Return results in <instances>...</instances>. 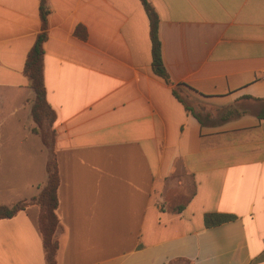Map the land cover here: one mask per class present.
<instances>
[{
  "label": "crops",
  "instance_id": "crops-1",
  "mask_svg": "<svg viewBox=\"0 0 264 264\" xmlns=\"http://www.w3.org/2000/svg\"><path fill=\"white\" fill-rule=\"evenodd\" d=\"M147 1L171 84L152 73L139 0L47 1L56 264H264V0ZM38 6L0 0V174L24 175L0 205L44 181L25 178ZM38 214L0 219V264H45Z\"/></svg>",
  "mask_w": 264,
  "mask_h": 264
},
{
  "label": "trees",
  "instance_id": "trees-1",
  "mask_svg": "<svg viewBox=\"0 0 264 264\" xmlns=\"http://www.w3.org/2000/svg\"><path fill=\"white\" fill-rule=\"evenodd\" d=\"M47 1L39 0L38 12L41 23L40 32L26 55L23 74L28 82V88L32 92V98L28 99L30 107V119L32 127L30 132L38 135L42 146L47 151L45 163V179L37 187L34 196L20 200L12 205H0V219H9L29 206H37L38 227L42 237L45 264H56L58 250L57 232L60 229L56 209L58 206L57 189L59 184L58 167L55 151L53 123L56 115L46 100V90L43 82V54L44 43L47 39ZM144 8L149 22V37L151 42V70L154 75L171 84L169 76L163 66L161 58L160 41L158 39V17L147 0H139ZM174 94L175 91H174ZM264 110V109H262ZM236 114V111L232 113ZM264 117V115H262ZM204 225L212 227L233 220L234 216L227 214H206Z\"/></svg>",
  "mask_w": 264,
  "mask_h": 264
},
{
  "label": "rangeland",
  "instance_id": "rangeland-1",
  "mask_svg": "<svg viewBox=\"0 0 264 264\" xmlns=\"http://www.w3.org/2000/svg\"><path fill=\"white\" fill-rule=\"evenodd\" d=\"M186 101H188L189 104H192L194 102V99L192 97L186 95ZM35 138H37L36 139L37 141L35 139H33V140H35V144L33 142L31 144V142L29 140L26 143V147H27L26 151L28 152V155H29V158L26 160L28 162L29 169L27 170V174H26L25 178L29 179V177L35 176V174L38 177V173H39L45 179V163H46L45 159H47V151L41 145L40 138L39 137H35ZM10 144L12 145L13 143L10 142ZM6 145L9 146L8 143H6ZM35 145H37L38 147H36ZM14 177L23 179L24 175H21V176H17V175L16 176H14V175L5 176V175L0 174V201H4V200H6L5 198L9 197V196H6V193H5L6 192V182H5L6 180H4V179H9V178H14ZM9 198H7V199H9Z\"/></svg>",
  "mask_w": 264,
  "mask_h": 264
},
{
  "label": "built area",
  "instance_id": "built-area-1",
  "mask_svg": "<svg viewBox=\"0 0 264 264\" xmlns=\"http://www.w3.org/2000/svg\"><path fill=\"white\" fill-rule=\"evenodd\" d=\"M262 80H264V74H262V76L260 77Z\"/></svg>",
  "mask_w": 264,
  "mask_h": 264
}]
</instances>
